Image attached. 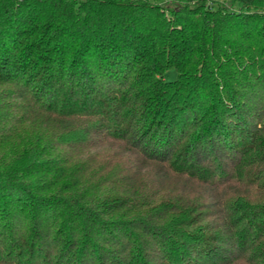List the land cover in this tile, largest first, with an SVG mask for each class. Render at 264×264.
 <instances>
[{
	"label": "trees",
	"instance_id": "obj_1",
	"mask_svg": "<svg viewBox=\"0 0 264 264\" xmlns=\"http://www.w3.org/2000/svg\"><path fill=\"white\" fill-rule=\"evenodd\" d=\"M0 264H264V0H0Z\"/></svg>",
	"mask_w": 264,
	"mask_h": 264
},
{
	"label": "rangeland",
	"instance_id": "obj_2",
	"mask_svg": "<svg viewBox=\"0 0 264 264\" xmlns=\"http://www.w3.org/2000/svg\"><path fill=\"white\" fill-rule=\"evenodd\" d=\"M173 72V71H172ZM174 73V72H173Z\"/></svg>",
	"mask_w": 264,
	"mask_h": 264
}]
</instances>
